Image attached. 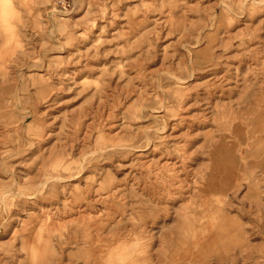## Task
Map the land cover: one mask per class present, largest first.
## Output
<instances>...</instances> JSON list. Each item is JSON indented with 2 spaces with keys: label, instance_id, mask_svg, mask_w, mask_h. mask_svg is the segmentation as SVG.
<instances>
[{
  "label": "rangeland",
  "instance_id": "rangeland-1",
  "mask_svg": "<svg viewBox=\"0 0 264 264\" xmlns=\"http://www.w3.org/2000/svg\"><path fill=\"white\" fill-rule=\"evenodd\" d=\"M0 264H264V0H0Z\"/></svg>",
  "mask_w": 264,
  "mask_h": 264
}]
</instances>
